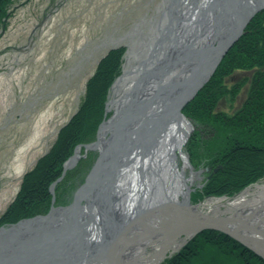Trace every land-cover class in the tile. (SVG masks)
<instances>
[{
    "label": "water",
    "instance_id": "water-1",
    "mask_svg": "<svg viewBox=\"0 0 264 264\" xmlns=\"http://www.w3.org/2000/svg\"><path fill=\"white\" fill-rule=\"evenodd\" d=\"M166 1L165 21L161 14L150 37L164 24L166 33L162 28L163 34L158 39L161 42L170 36L171 43L159 55L157 50L162 46L157 38L152 41L150 50L155 63L149 68L142 67L126 106L114 109L100 123L96 139L79 144L64 164L63 175L78 162L81 153L78 156L76 153L82 146L85 153L95 152L88 172L72 187L66 204L55 205L54 196L47 210L0 226V264H90L95 259L96 264H114L121 246L138 229L148 232L158 225L181 229L183 237L175 250L203 228H214L239 239L264 258V196L216 215L214 210L197 209L201 202H191L193 187L180 200L172 197L159 200L155 194L138 197L133 211L121 207L124 195L117 200L113 191L126 168L136 160L141 164L144 144L155 123L175 117L190 123L182 113L183 108L210 80L248 23L264 9V0ZM185 134L184 144L191 135ZM183 154L190 173L198 174L200 170L193 171L189 156ZM109 224L114 234L107 236L104 233ZM96 225L102 234L94 242Z\"/></svg>",
    "mask_w": 264,
    "mask_h": 264
},
{
    "label": "rangeland",
    "instance_id": "rangeland-1",
    "mask_svg": "<svg viewBox=\"0 0 264 264\" xmlns=\"http://www.w3.org/2000/svg\"><path fill=\"white\" fill-rule=\"evenodd\" d=\"M165 1L13 0L8 27H0V215L15 197L24 173L47 152L59 128L78 109L98 60L110 48L125 45L129 49L131 43L150 36ZM250 76L251 71L238 70L226 82L230 85ZM242 89L234 104L223 99L218 109L239 108L247 85ZM190 123V137L198 134L200 148L212 145L202 137L215 134L199 122ZM183 151L188 155L185 145ZM200 182L195 179L191 187ZM256 183L264 179L248 186ZM215 197L220 196L208 199ZM224 209H213V214L221 215ZM176 251L170 250L166 257Z\"/></svg>",
    "mask_w": 264,
    "mask_h": 264
},
{
    "label": "trees",
    "instance_id": "trees-1",
    "mask_svg": "<svg viewBox=\"0 0 264 264\" xmlns=\"http://www.w3.org/2000/svg\"><path fill=\"white\" fill-rule=\"evenodd\" d=\"M12 3L13 0H0L2 29L8 27ZM232 46L210 80L185 105L182 113L214 134H237L245 139L256 136L259 142H264V9L257 12ZM125 49V45L110 48L98 60L85 83L84 97L78 109L59 128L47 152L24 173L15 197L0 215V225L16 223L47 210L54 196L55 205L66 204L72 187L88 172L95 152L90 150L82 155L63 175L64 163L79 144L94 141L100 123L110 117L111 111L106 114V103L113 81L121 74ZM238 70L251 71V76L228 85L227 77ZM246 85L247 96L239 108L234 111L218 109L223 99L234 104ZM196 134L190 137L185 150L194 166H204L220 154L207 148L202 151ZM81 150L84 153V147ZM220 161L217 171L191 193L192 202H199L206 196H232L254 181L264 179V161L256 162L252 156L231 155ZM254 165L263 167L252 168ZM160 264H264V258L225 231L203 228Z\"/></svg>",
    "mask_w": 264,
    "mask_h": 264
},
{
    "label": "bare ground",
    "instance_id": "bare-ground-1",
    "mask_svg": "<svg viewBox=\"0 0 264 264\" xmlns=\"http://www.w3.org/2000/svg\"><path fill=\"white\" fill-rule=\"evenodd\" d=\"M167 4L168 2L165 1L162 10V18L164 21L168 9ZM162 28L166 33L164 24ZM162 28H157L152 37L143 36L139 41L130 44L129 49H127L128 52L124 61L123 71L114 83L115 85L110 94L111 98L107 105L108 112L114 109L119 110L126 106L125 104H127L131 98L135 80L140 75L142 67L149 68L155 63L154 58L151 57L150 44L163 34ZM171 40L170 36L164 41L160 42L159 40L162 46L161 49L157 50L160 51L159 55L165 52L166 46L171 43ZM104 130L101 134L104 133ZM190 130L191 123L184 119L179 120L176 117L171 120H165L160 124H154L153 131L144 144L141 164L139 165L138 160L134 161L131 167L126 168L124 171V174L119 179L118 186H114L113 191L116 192L115 196L118 197L117 200L124 197V200L120 203L121 207L124 206L127 210L133 211L132 208L137 198L146 197V194L150 197L155 194L157 195L156 198L159 200L168 197L180 200L181 196L185 195L186 191L195 181L194 173H188V175L186 173L188 166L186 163V156L183 154L185 133L189 134L191 132ZM80 153L81 150L79 149L76 156L80 155ZM180 159H182V162H180ZM71 162L72 160L69 161L68 165ZM122 195L124 196L121 197ZM263 196L264 183H256L253 187H248L243 190L241 194L232 199L226 197L211 198L201 202L196 208L218 210L220 207L224 206L229 209L234 205H242L248 200ZM111 225L112 224H109L107 229L105 228L104 235L110 236L114 234L113 231H111ZM94 227L95 238L93 241L95 242L100 238L102 231L98 225ZM176 227L171 225H167L166 227L162 225L155 226L156 230H161L159 233L156 232V230L146 232L138 229L134 237L127 239L123 246H121L117 253L118 259L114 264L157 263L164 255L170 252V250L176 249L181 243L180 241L183 234L181 229ZM170 233L177 236L172 237ZM101 255H104V251ZM100 258L101 256L99 259ZM96 263H98L97 259L93 260L90 264Z\"/></svg>",
    "mask_w": 264,
    "mask_h": 264
},
{
    "label": "flooded vegetation",
    "instance_id": "flooded-vegetation-1",
    "mask_svg": "<svg viewBox=\"0 0 264 264\" xmlns=\"http://www.w3.org/2000/svg\"><path fill=\"white\" fill-rule=\"evenodd\" d=\"M231 139V140H230ZM205 140H211L212 145H201L204 149H211L212 151H218L220 154L219 156L213 158L209 163H207L204 166H197V171L200 170L198 174H195V179L202 181L206 180V178H210L211 171L213 166L219 167L220 166V160H226L233 156L241 155V154H247L249 156H252L256 162L263 163L264 161V142H259L256 139V136H252L250 139L245 138H239L237 134H215V135H208V137L203 136L202 141ZM203 143V142H202ZM200 148V145H199ZM201 149V148H200ZM201 149V150H202ZM257 166L254 165L252 168H261L264 166ZM200 173L202 175L200 176ZM197 185V184H196ZM199 185V184H198Z\"/></svg>",
    "mask_w": 264,
    "mask_h": 264
}]
</instances>
